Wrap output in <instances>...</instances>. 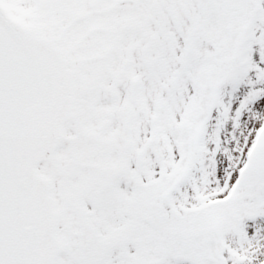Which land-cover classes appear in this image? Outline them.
Wrapping results in <instances>:
<instances>
[{"label": "snow or ice", "instance_id": "1", "mask_svg": "<svg viewBox=\"0 0 264 264\" xmlns=\"http://www.w3.org/2000/svg\"><path fill=\"white\" fill-rule=\"evenodd\" d=\"M0 264H264V0H0Z\"/></svg>", "mask_w": 264, "mask_h": 264}]
</instances>
